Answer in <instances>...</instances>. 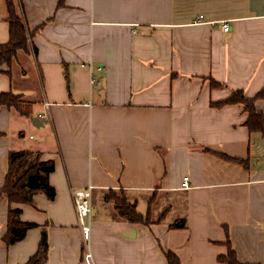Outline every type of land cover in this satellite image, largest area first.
<instances>
[{
    "label": "crops",
    "instance_id": "1",
    "mask_svg": "<svg viewBox=\"0 0 264 264\" xmlns=\"http://www.w3.org/2000/svg\"><path fill=\"white\" fill-rule=\"evenodd\" d=\"M17 3L31 48L0 66V92L22 95L31 113L0 106V189L10 151L26 150L54 162L56 194L12 204L37 226L11 246L0 197V264H28L44 230V264H87L72 191L89 185L93 264H169L168 252L180 264H222L225 228L239 262L264 264V136L245 125L242 104L211 106L236 90L264 92V0ZM255 105L264 113V95ZM111 191L152 222L121 216Z\"/></svg>",
    "mask_w": 264,
    "mask_h": 264
},
{
    "label": "trees",
    "instance_id": "2",
    "mask_svg": "<svg viewBox=\"0 0 264 264\" xmlns=\"http://www.w3.org/2000/svg\"><path fill=\"white\" fill-rule=\"evenodd\" d=\"M17 0H6L7 5V21L9 22V41L0 43V66H13L20 53H28L31 44L32 32L29 30L26 21L17 11ZM10 74V73H9ZM212 86H220V83L212 79ZM264 95L260 92L257 96L249 98L243 90H236L227 99L218 103H212V107L221 108L226 105L242 104L248 118L245 125L253 132H261L264 136V113L259 110L255 103L256 100ZM7 106L15 109L23 115H30L31 103L23 99L22 95L13 92H0V106ZM208 152L211 150L207 149ZM217 155L226 159L246 164V160L229 157L222 153ZM55 164L53 161H41V154L31 151H10L8 160V171L5 183L0 189V197L5 196L10 204L7 230L3 235V240L8 246L21 241L27 234V231L37 224L24 222L20 218L21 209L14 208L12 204H32L34 205V195L43 193L49 199L55 198V189L50 184L49 175L54 171ZM105 199L113 201L121 216L131 222H140L149 225L152 222L150 212L142 214L138 211L135 204L126 200L116 191H111L106 195ZM175 227H185V222L173 225ZM227 233V253L221 255L218 260L222 264H247L241 263L237 259L235 250L233 249L228 228ZM47 233L44 230L39 249L34 254L28 264H44L48 253ZM169 264H180L178 257L173 252L166 253Z\"/></svg>",
    "mask_w": 264,
    "mask_h": 264
},
{
    "label": "built area",
    "instance_id": "3",
    "mask_svg": "<svg viewBox=\"0 0 264 264\" xmlns=\"http://www.w3.org/2000/svg\"><path fill=\"white\" fill-rule=\"evenodd\" d=\"M202 16L194 21L195 23H201ZM222 28L225 32L230 30V25L227 22L222 23ZM49 108V104H46ZM44 120L46 115H39ZM189 178L185 177L183 181V188H189ZM93 186L89 185L86 188L75 189L72 191V199L76 211L78 226L82 232L83 247L85 251V259L87 264H93V254L91 252V236H92V214H93Z\"/></svg>",
    "mask_w": 264,
    "mask_h": 264
},
{
    "label": "rangeland",
    "instance_id": "4",
    "mask_svg": "<svg viewBox=\"0 0 264 264\" xmlns=\"http://www.w3.org/2000/svg\"><path fill=\"white\" fill-rule=\"evenodd\" d=\"M30 48H31V46L29 47V49H30ZM175 200H176V199H175ZM174 212H175V211H173L172 215H174Z\"/></svg>",
    "mask_w": 264,
    "mask_h": 264
},
{
    "label": "water",
    "instance_id": "5",
    "mask_svg": "<svg viewBox=\"0 0 264 264\" xmlns=\"http://www.w3.org/2000/svg\"><path fill=\"white\" fill-rule=\"evenodd\" d=\"M36 120V119H35ZM35 120H34V122L33 123H35Z\"/></svg>",
    "mask_w": 264,
    "mask_h": 264
}]
</instances>
